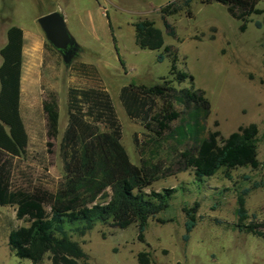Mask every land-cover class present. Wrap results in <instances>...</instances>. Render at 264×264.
I'll return each instance as SVG.
<instances>
[{
	"label": "rangeland",
	"instance_id": "obj_1",
	"mask_svg": "<svg viewBox=\"0 0 264 264\" xmlns=\"http://www.w3.org/2000/svg\"><path fill=\"white\" fill-rule=\"evenodd\" d=\"M177 1L0 0V47L12 26L24 27L34 35L31 50L26 52L21 98L29 146L27 154L14 161L12 182L17 188L43 187L50 192L63 182L61 143L69 122L68 92L74 85L110 97L122 126V145L131 161L141 166L134 137L137 134L144 145L150 132L129 118L121 92L124 88L130 91L132 85L151 88L165 83L179 91L190 89V79L179 83L171 75L176 63L179 71L192 76L195 88L204 92L211 104L209 132H219L227 139L242 127L258 126L261 167L233 170L231 178L223 170L203 181L190 169L156 181L146 193L177 192L169 209L149 221L145 243L138 240L137 226L121 230L100 224L85 237L74 234L73 240L90 256L91 264H139L137 256L144 251L151 253L152 264H264V240L240 231L237 215L238 197L249 190L245 224L259 225L264 231V0L258 5L263 14L252 16L245 32L226 6L194 0L192 17L184 10L167 19L176 30L172 37L161 9ZM53 12L64 16L68 31L81 48L70 67L65 66L61 53L45 49L48 41L38 19ZM143 20L155 22L163 32L162 49L137 46L135 24ZM51 93L57 95L60 107L59 135L54 141L47 137L43 110ZM171 144L167 142L161 149L162 159H167ZM195 203L200 204L198 222L186 243L183 208ZM26 226L29 224L17 219L16 207H0V264H31L18 258L9 246L11 232ZM44 264L52 263L46 258Z\"/></svg>",
	"mask_w": 264,
	"mask_h": 264
},
{
	"label": "trees",
	"instance_id": "obj_2",
	"mask_svg": "<svg viewBox=\"0 0 264 264\" xmlns=\"http://www.w3.org/2000/svg\"><path fill=\"white\" fill-rule=\"evenodd\" d=\"M194 0H180L161 9L168 34L176 37L168 18L190 10ZM227 7L232 18L242 23L241 32L254 15H262L259 0H205ZM260 27V24H257ZM136 44L142 50L157 51L164 47V35L155 22L135 24ZM24 31L12 26L7 33V45L0 51V207H16L17 219L29 226L13 230L10 249L31 264H91L90 256L73 235L85 237L99 224L125 230L137 226L138 240L145 243L149 221L170 207L176 189L163 192L146 190L161 179L193 170L198 181L243 167L258 170L259 128L255 124L242 127L227 139L219 132H209L207 120L211 104L204 92L194 86V79L173 64L171 75L179 83L190 79V89L176 90L160 84L155 87L124 88L121 100L129 118L145 127L150 134L142 145L134 137L142 165H135L122 145V126L110 97L100 91L71 86L68 92L69 122L61 143L64 180L55 192L43 187L30 190L13 185L14 161L22 159L29 146V135L21 113V81L23 70ZM46 51H54L47 43ZM86 73V66H81ZM170 84L171 82H167ZM162 103V106H160ZM47 137L54 141L59 135L60 107L56 94L43 102ZM177 124L173 125V122ZM103 126V127H102ZM172 142L167 159L161 149ZM48 145L51 147L52 143ZM181 149H184L181 151ZM112 191V195L109 194ZM249 190L238 197V228L264 240L262 227L246 225ZM50 209L48 212L47 209ZM200 204L184 207L187 243L197 226ZM165 223V222H163ZM139 264H152L151 253L141 252Z\"/></svg>",
	"mask_w": 264,
	"mask_h": 264
},
{
	"label": "water",
	"instance_id": "obj_3",
	"mask_svg": "<svg viewBox=\"0 0 264 264\" xmlns=\"http://www.w3.org/2000/svg\"><path fill=\"white\" fill-rule=\"evenodd\" d=\"M38 23L48 43L62 54L65 66L70 67L81 48L68 31L64 16L53 12L39 18Z\"/></svg>",
	"mask_w": 264,
	"mask_h": 264
},
{
	"label": "crops",
	"instance_id": "obj_4",
	"mask_svg": "<svg viewBox=\"0 0 264 264\" xmlns=\"http://www.w3.org/2000/svg\"><path fill=\"white\" fill-rule=\"evenodd\" d=\"M23 29L24 31V49H23V57H24V62H23V70H22V79H23V76L25 74V57H26V52L27 50L29 51V49L31 50V46H32V41H31V37L34 36L33 35V32L31 33L30 31H27L26 28L24 27H20ZM9 30V29H8ZM8 33V31H6ZM6 33V34H7ZM7 45V41L6 43H4L1 47H0V51ZM29 48V49H28ZM2 63H3V59H2V62H0V67L2 66ZM31 77H34L35 76V73L32 72V74L30 75ZM0 90H1V85H0ZM21 90H22V81H21ZM21 98H22V95H21ZM22 106V104H21ZM22 108V107H21Z\"/></svg>",
	"mask_w": 264,
	"mask_h": 264
}]
</instances>
